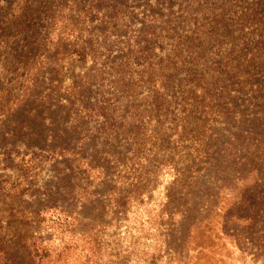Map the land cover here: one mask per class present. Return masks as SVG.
<instances>
[{
	"label": "rangeland",
	"instance_id": "374dc122",
	"mask_svg": "<svg viewBox=\"0 0 264 264\" xmlns=\"http://www.w3.org/2000/svg\"><path fill=\"white\" fill-rule=\"evenodd\" d=\"M32 239L264 264V0H0V250Z\"/></svg>",
	"mask_w": 264,
	"mask_h": 264
},
{
	"label": "trees",
	"instance_id": "16d2710c",
	"mask_svg": "<svg viewBox=\"0 0 264 264\" xmlns=\"http://www.w3.org/2000/svg\"><path fill=\"white\" fill-rule=\"evenodd\" d=\"M64 220L62 217L59 216V221ZM24 251L27 252L28 257V264H48L50 263L49 259L50 255L47 254L46 250L42 247L37 245V242L32 239L29 241L24 242L22 246ZM12 261L6 255V252L0 250V264H11Z\"/></svg>",
	"mask_w": 264,
	"mask_h": 264
}]
</instances>
